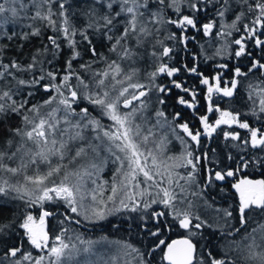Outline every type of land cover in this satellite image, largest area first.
<instances>
[{
	"label": "snow or ice",
	"instance_id": "6c2138e0",
	"mask_svg": "<svg viewBox=\"0 0 264 264\" xmlns=\"http://www.w3.org/2000/svg\"><path fill=\"white\" fill-rule=\"evenodd\" d=\"M102 221L103 264H264V0H0V264Z\"/></svg>",
	"mask_w": 264,
	"mask_h": 264
},
{
	"label": "trees",
	"instance_id": "16d2710c",
	"mask_svg": "<svg viewBox=\"0 0 264 264\" xmlns=\"http://www.w3.org/2000/svg\"><path fill=\"white\" fill-rule=\"evenodd\" d=\"M20 29L17 28V31H19ZM29 51L28 48L25 49V52L27 53ZM103 51V50H102ZM9 55H12V53L10 52ZM125 67H127V65H125ZM137 68L140 69L141 71V75H143V72L146 70H150L148 69V66L144 63V62H140L136 65ZM203 67V66H202ZM37 99H39V96L37 97ZM175 104V97L173 96L170 100H169V108L168 111H173V110H180L179 107H176L175 109H173L172 105ZM226 107V105H225ZM201 113H203V108H201ZM246 111V109H245ZM188 110H185V118H188ZM213 119H215V117H213ZM178 145V144H177ZM111 219V218H110ZM80 232H82L85 235L86 239H90L93 241H101V237H108L109 240H118L121 237L124 236V233H115L113 231V229L109 226L108 221H103L100 222L98 225L95 226H87L85 228H80L79 229ZM178 238L176 235L172 236V239H176ZM109 257L107 256H103V261L107 260ZM90 259H92L93 261H95L94 255H92L90 257ZM99 262V264H103Z\"/></svg>",
	"mask_w": 264,
	"mask_h": 264
},
{
	"label": "rangeland",
	"instance_id": "374dc122",
	"mask_svg": "<svg viewBox=\"0 0 264 264\" xmlns=\"http://www.w3.org/2000/svg\"><path fill=\"white\" fill-rule=\"evenodd\" d=\"M179 148V146L177 145L175 149H173V151H177ZM103 222V221H102ZM93 255L95 258V261L97 262V264H99V262L102 263L103 256H107L109 257L111 255V253L108 251V246L105 244V242L101 241V243L96 244L93 247ZM77 259H81V257H77Z\"/></svg>",
	"mask_w": 264,
	"mask_h": 264
}]
</instances>
